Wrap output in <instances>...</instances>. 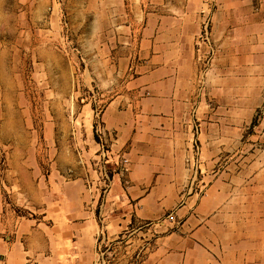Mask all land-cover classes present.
I'll return each mask as SVG.
<instances>
[{
    "label": "rangeland",
    "instance_id": "rangeland-1",
    "mask_svg": "<svg viewBox=\"0 0 264 264\" xmlns=\"http://www.w3.org/2000/svg\"><path fill=\"white\" fill-rule=\"evenodd\" d=\"M0 264H264V0H0Z\"/></svg>",
    "mask_w": 264,
    "mask_h": 264
},
{
    "label": "crops",
    "instance_id": "crops-1",
    "mask_svg": "<svg viewBox=\"0 0 264 264\" xmlns=\"http://www.w3.org/2000/svg\"><path fill=\"white\" fill-rule=\"evenodd\" d=\"M154 58H156V57H154ZM153 58V59H154ZM158 58V57H157ZM159 59V58H158ZM172 64H171V62H170V58L168 59V61L166 62V63H163L162 64V68H161V70H170L171 72H172ZM158 71H160V70H158ZM155 75V74H153V73H150V75ZM165 75H166V73H165ZM148 78V76H144L142 79H140L139 80V82H138V85L140 86H142V87H144L145 85H146V83H147V81H146V79ZM153 82H154V80H153ZM169 84L171 83V79H169ZM143 84H145L144 86H143ZM148 98H146V99H143V102H142V105L144 106V107H146V109H147V111H149V112H151V113H154L155 115H154V117L155 118H162V117H165V116H169V114L171 115V112H169V111H167V112H163V111H161L160 109H159V105H160V103H161V101H167V102H165L166 104H168V103H170V98H167V99H161V98H159L158 97V95H159V91H158V86L155 84V85H150V88H148ZM170 94V93H169ZM169 101V102H168ZM161 114H167V115H161ZM163 119V118H162Z\"/></svg>",
    "mask_w": 264,
    "mask_h": 264
}]
</instances>
